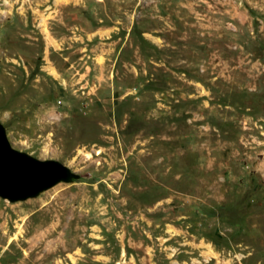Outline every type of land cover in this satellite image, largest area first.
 I'll use <instances>...</instances> for the list:
<instances>
[{"label":"rangeland","instance_id":"374dc122","mask_svg":"<svg viewBox=\"0 0 264 264\" xmlns=\"http://www.w3.org/2000/svg\"><path fill=\"white\" fill-rule=\"evenodd\" d=\"M0 122V264H264V0H0Z\"/></svg>","mask_w":264,"mask_h":264},{"label":"water","instance_id":"95a60500","mask_svg":"<svg viewBox=\"0 0 264 264\" xmlns=\"http://www.w3.org/2000/svg\"><path fill=\"white\" fill-rule=\"evenodd\" d=\"M76 174L56 159H37L11 147L0 122V197L24 200Z\"/></svg>","mask_w":264,"mask_h":264},{"label":"bare ground","instance_id":"6f19581e","mask_svg":"<svg viewBox=\"0 0 264 264\" xmlns=\"http://www.w3.org/2000/svg\"><path fill=\"white\" fill-rule=\"evenodd\" d=\"M21 230V229H20ZM20 232H23L22 230L20 231ZM51 232H53V231H47L46 232V234H50ZM5 232H0V237L2 238V237H4L5 236ZM23 234H25V231L23 232ZM41 234V233H40ZM35 235V234H34ZM38 235V234H37ZM41 235H43V234H41ZM51 235V234H50ZM40 236V235H39Z\"/></svg>","mask_w":264,"mask_h":264}]
</instances>
